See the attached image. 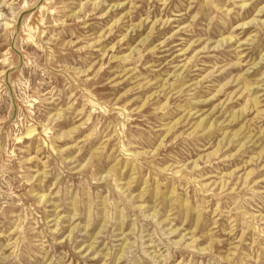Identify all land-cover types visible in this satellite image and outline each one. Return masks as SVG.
<instances>
[{"label":"rangeland","instance_id":"374dc122","mask_svg":"<svg viewBox=\"0 0 264 264\" xmlns=\"http://www.w3.org/2000/svg\"><path fill=\"white\" fill-rule=\"evenodd\" d=\"M98 1L0 0V264H264V0Z\"/></svg>","mask_w":264,"mask_h":264},{"label":"bare ground","instance_id":"6f19581e","mask_svg":"<svg viewBox=\"0 0 264 264\" xmlns=\"http://www.w3.org/2000/svg\"><path fill=\"white\" fill-rule=\"evenodd\" d=\"M98 1V0H97ZM105 0H99L98 2H95V3H93L94 4V6H99L102 2H104ZM250 5V3L249 2H243L242 3V7L243 8H246V7H248ZM263 12H264V5H262V6H260V8L258 9V11H257V13H256V15L254 16V17H252L251 19H249V20H247V21H245V22H243V23H240V25L242 26V27H245V26H249V25H252V24H260V23H262V24H264V19H262L261 18V15L263 14ZM264 15V14H263ZM234 39V35H230V36H227V37H224V38H222V39H220L219 41H217L218 43L216 44V45H213L214 46V48H216V47H219L221 44H224V43H228V42H231L232 40ZM211 42V41H210ZM206 45V44H205ZM207 45H208V43H207ZM206 45V46H207ZM263 58V59H262ZM261 58V60L259 61V62H257V63H255V66H257L259 63H261V61L262 60H264V57H262ZM254 65V64H253ZM219 92V91H218ZM253 103H254V105H257L258 103H259V100H258V96H256L255 98H253ZM200 125V124H199ZM46 142V141H45ZM45 197V195H41V198H44Z\"/></svg>","mask_w":264,"mask_h":264}]
</instances>
